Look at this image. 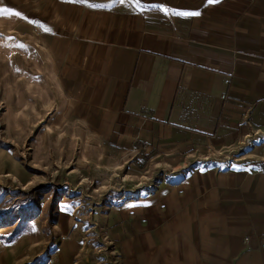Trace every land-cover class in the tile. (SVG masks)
Returning <instances> with one entry per match:
<instances>
[{"label":"rangeland","instance_id":"obj_1","mask_svg":"<svg viewBox=\"0 0 264 264\" xmlns=\"http://www.w3.org/2000/svg\"><path fill=\"white\" fill-rule=\"evenodd\" d=\"M70 1L0 0L20 14L0 13V264H230L264 197V134L183 158L97 134L93 114L84 136L54 92V5Z\"/></svg>","mask_w":264,"mask_h":264},{"label":"crops","instance_id":"obj_2","mask_svg":"<svg viewBox=\"0 0 264 264\" xmlns=\"http://www.w3.org/2000/svg\"><path fill=\"white\" fill-rule=\"evenodd\" d=\"M192 11L200 14H179ZM54 92L81 111L84 136L93 114L97 134L113 129L172 158L231 151L264 134V0L54 5ZM246 206L258 216L231 229L247 241L227 251L230 264H264V197Z\"/></svg>","mask_w":264,"mask_h":264},{"label":"snow or ice","instance_id":"obj_3","mask_svg":"<svg viewBox=\"0 0 264 264\" xmlns=\"http://www.w3.org/2000/svg\"><path fill=\"white\" fill-rule=\"evenodd\" d=\"M209 3H217L219 2V0H208ZM0 13L2 14H12V15H20L19 13H13L11 12L10 9H7V8H0ZM180 15H185V16H197L199 15L200 13L199 12H195V11H192V12H182V13H179Z\"/></svg>","mask_w":264,"mask_h":264}]
</instances>
